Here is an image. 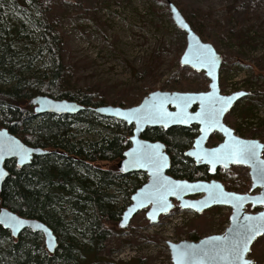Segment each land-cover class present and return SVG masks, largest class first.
<instances>
[{"label": "rangeland", "instance_id": "obj_1", "mask_svg": "<svg viewBox=\"0 0 264 264\" xmlns=\"http://www.w3.org/2000/svg\"><path fill=\"white\" fill-rule=\"evenodd\" d=\"M41 1L48 7L49 20L62 36V61L69 68L65 86L89 91L104 105L124 108L138 105L153 91H209L210 80L204 72L198 73L180 64L186 48V34L172 19L168 1L172 2L202 40L214 45L222 56V93L245 91L251 94L236 104L225 122L240 137L264 143V0ZM4 8V18L11 22L8 23L10 27L12 23L18 24L19 19L25 21L27 29L21 33V37H25L16 43L28 46V36L39 33L36 21L40 13L30 3L23 6L24 10ZM29 48L33 51L32 45ZM46 70L48 68L37 61L30 72L39 74ZM28 105L32 107L30 102ZM104 130V134L109 132ZM98 138L99 130L87 134L80 132L74 141ZM222 140L215 134L208 146L215 147ZM117 163L108 162L102 166L107 169ZM216 179L227 190L240 194L249 193L252 186L249 170L244 167L221 173ZM259 192L256 190L253 194ZM127 198L116 194L115 201L122 211L130 204ZM259 210L248 208L249 212ZM146 212L144 210L132 220L127 233L110 236L98 259L95 255L85 256V264L95 261L96 264H173L167 242L223 234L230 225L231 215V209L224 207L210 209L201 215L177 207L169 216L161 217L158 224L151 225ZM71 234L75 231L71 230ZM56 235L63 245L64 240ZM11 240L16 241L12 236L8 242ZM39 246L42 254L56 256L48 252L42 234ZM80 250L78 254H87L86 246ZM248 257L255 264H264V236L255 242Z\"/></svg>", "mask_w": 264, "mask_h": 264}, {"label": "trees", "instance_id": "obj_2", "mask_svg": "<svg viewBox=\"0 0 264 264\" xmlns=\"http://www.w3.org/2000/svg\"><path fill=\"white\" fill-rule=\"evenodd\" d=\"M29 3L40 13L36 21L39 33L29 35L28 46H21L16 41L24 39L21 33L26 31V23L19 19L18 24L12 23L10 27L11 22L4 18V7L9 11L24 10L23 6ZM48 11L41 0H0V129L7 128L29 146L50 151L35 157L25 168L17 167L14 161L6 163L10 176L0 192V206L21 217L44 222L65 243L59 245L56 256H46L39 246L41 234L25 230L16 241L9 243L12 235L0 226V264H85V256L95 255L98 259L110 236L128 232L118 228L123 208L118 207L116 194L130 200L147 180L143 173L124 175L116 165L107 169L102 166L123 158L130 147L132 127L92 111L73 116H37L28 105L38 95L89 107L104 105L89 91L65 86L69 68L62 61L63 40L56 25L49 20ZM31 45L33 51H30ZM37 61L48 71L31 73ZM104 129L109 132L104 134ZM97 130L100 138L96 140L74 141L80 132ZM197 136L198 127L192 126L148 129L143 138L162 141L167 146L171 176L190 181L210 180L206 167H196L185 156ZM71 230L75 231L74 235ZM82 246H86V255L78 254Z\"/></svg>", "mask_w": 264, "mask_h": 264}, {"label": "water", "instance_id": "obj_3", "mask_svg": "<svg viewBox=\"0 0 264 264\" xmlns=\"http://www.w3.org/2000/svg\"><path fill=\"white\" fill-rule=\"evenodd\" d=\"M172 19L176 27L186 34V48L180 59L182 67H189L210 80L209 91L206 92H167L153 91L133 107L124 108L114 105L97 107L84 106L71 100H57L49 96L38 95L30 100L37 116L51 114L55 116H73L83 111H92L97 115L125 123L132 127L129 138L130 147L123 153L117 163L121 174L146 175V182L137 189L130 198V204L123 211L118 228L126 230L132 220L144 210L151 225L160 222L177 207L183 211L196 214L213 208H230V225L223 234L211 235L197 241L185 240L179 243L167 242L173 264H241L231 257H207L203 252L212 248L230 247L245 228H258L259 234L249 243V251L244 253L249 258L255 242L264 236V143L258 139H245L226 122V116L238 102L251 94L245 91L225 95L220 87V70L222 56L214 45L206 43L193 29L178 7L168 1ZM243 93V95H241ZM198 127V136L192 146L185 152L196 167H206L213 178L210 180L190 181L175 178L169 174L171 159L167 146L162 141H150L143 138L148 129L160 128L169 130L173 127ZM214 134L223 140L215 147L208 144ZM239 149L255 152L250 160H240L234 156ZM50 151L32 147L24 143L7 128L0 129V192L10 176L6 168L8 161H14L19 168L32 164L35 157H42ZM215 153V155H212ZM233 166L249 170L252 186L249 193L240 194L226 189L225 185L214 178L220 169L229 170ZM256 190L259 193L253 194ZM260 209L257 212H249ZM0 226L9 231L14 239H18L25 230L42 234L50 254H55L59 240L51 227L37 219L21 217L17 213L0 207ZM213 237H220L213 240ZM189 250L193 255L182 257L181 252Z\"/></svg>", "mask_w": 264, "mask_h": 264}, {"label": "snow or ice", "instance_id": "obj_4", "mask_svg": "<svg viewBox=\"0 0 264 264\" xmlns=\"http://www.w3.org/2000/svg\"><path fill=\"white\" fill-rule=\"evenodd\" d=\"M243 95V93H241ZM215 155V153H212ZM255 152L247 149H239L234 153V156L240 160H250L255 157ZM261 175L264 177V168L261 169ZM255 232L259 234L258 228H245L244 232H241L238 238L232 243L230 247H222V248H212L205 250L203 252L204 256L207 257H219L221 259H228L231 257L233 261H239L241 264H251V261L246 260L244 257V253L249 251V243L251 239L254 237L251 233ZM213 240H219L220 237H213ZM193 255V253L189 250H184L181 252L182 257H189Z\"/></svg>", "mask_w": 264, "mask_h": 264}, {"label": "flooded vegetation", "instance_id": "obj_5", "mask_svg": "<svg viewBox=\"0 0 264 264\" xmlns=\"http://www.w3.org/2000/svg\"><path fill=\"white\" fill-rule=\"evenodd\" d=\"M214 135H215V134H214ZM214 135H213V136H214ZM218 135H219V134H218ZM213 136H212V137H213ZM237 167H238V166H233V167H232V168H230L229 170H223V169H220V170L218 171V173H220V172H221V173H223V174H224V173H227L228 171H231L232 169H234V168H237ZM207 170H208V169H207ZM218 173L216 174V176H214V178H216V177H217ZM212 178H213V177L211 176V179H212Z\"/></svg>", "mask_w": 264, "mask_h": 264}]
</instances>
